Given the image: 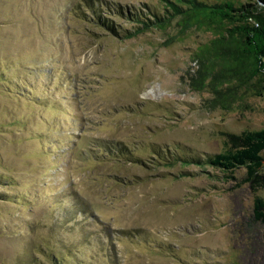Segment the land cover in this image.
Segmentation results:
<instances>
[{"label": "rangeland", "instance_id": "1", "mask_svg": "<svg viewBox=\"0 0 264 264\" xmlns=\"http://www.w3.org/2000/svg\"><path fill=\"white\" fill-rule=\"evenodd\" d=\"M248 4L0 0V264H264V161L211 164L264 83L200 77Z\"/></svg>", "mask_w": 264, "mask_h": 264}, {"label": "trees", "instance_id": "2", "mask_svg": "<svg viewBox=\"0 0 264 264\" xmlns=\"http://www.w3.org/2000/svg\"><path fill=\"white\" fill-rule=\"evenodd\" d=\"M250 1H252V4L241 6L234 11L239 13L238 17L241 20L238 21L241 22V25L233 29H227L224 36L219 37L212 44L215 56L224 63L223 73L211 75L209 72H203L204 70L200 72L202 82L209 80L210 86H215L212 92L216 95L220 94L217 88L218 79L226 80V78H229L237 81L245 79L246 82L247 79H250V76H257L264 83V17L259 13L263 9L257 5L255 0ZM260 1L264 4V0ZM86 5V7L93 10L94 5L92 3ZM192 5L194 7H205L203 4L195 2ZM208 8L213 16L225 18L223 6L214 5ZM248 20L253 21L257 26L250 24ZM107 29L111 31L109 27ZM207 61L208 58L205 62ZM221 82L228 84L227 80ZM221 99L224 100L225 98L221 97ZM231 142L242 149L235 153L229 152L218 155L213 158L211 164L223 171L244 168L247 179L245 182L250 183L263 165L264 131L244 132L239 136H232ZM263 205V202L256 201L255 211L263 209ZM258 217L264 222L263 215L258 214Z\"/></svg>", "mask_w": 264, "mask_h": 264}, {"label": "water", "instance_id": "3", "mask_svg": "<svg viewBox=\"0 0 264 264\" xmlns=\"http://www.w3.org/2000/svg\"><path fill=\"white\" fill-rule=\"evenodd\" d=\"M255 2L257 3L258 6L264 8V4L260 0H255Z\"/></svg>", "mask_w": 264, "mask_h": 264}]
</instances>
